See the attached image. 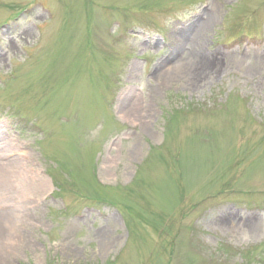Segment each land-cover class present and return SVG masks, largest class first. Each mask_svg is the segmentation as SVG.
<instances>
[{"label": "rangeland", "instance_id": "rangeland-1", "mask_svg": "<svg viewBox=\"0 0 264 264\" xmlns=\"http://www.w3.org/2000/svg\"><path fill=\"white\" fill-rule=\"evenodd\" d=\"M5 145L0 264H264V0H0Z\"/></svg>", "mask_w": 264, "mask_h": 264}, {"label": "bare ground", "instance_id": "bare-ground-1", "mask_svg": "<svg viewBox=\"0 0 264 264\" xmlns=\"http://www.w3.org/2000/svg\"><path fill=\"white\" fill-rule=\"evenodd\" d=\"M202 25H203V22H200L199 24H197L195 30H193V33H191L192 34L191 37L193 38L195 37L197 29L202 27ZM179 61L180 60H178L177 62ZM200 64L201 62L199 59V54L195 52L193 53L192 61L186 66H184V70H186L188 74L191 76L192 81H196L197 78H199V75H201V72H203L205 69V68L204 69L200 68L199 67ZM203 64H205V66L207 67L210 64H212V61L207 59ZM8 148H9L8 145L0 147V172H1L0 181L1 182H5L8 175H10L11 173H17L16 169L20 168V164L18 162H15L14 159H10V156L12 157L13 154L11 155V154L4 152ZM12 220H13V213L0 212V237H2V234L4 232H7L10 229H12L11 228Z\"/></svg>", "mask_w": 264, "mask_h": 264}]
</instances>
